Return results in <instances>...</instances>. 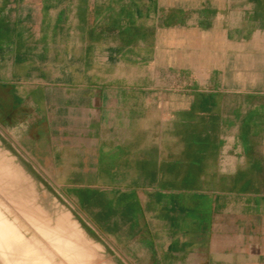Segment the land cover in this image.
Masks as SVG:
<instances>
[{"label": "crops", "instance_id": "1", "mask_svg": "<svg viewBox=\"0 0 264 264\" xmlns=\"http://www.w3.org/2000/svg\"><path fill=\"white\" fill-rule=\"evenodd\" d=\"M0 186L96 264H264V0H0Z\"/></svg>", "mask_w": 264, "mask_h": 264}, {"label": "bare ground", "instance_id": "2", "mask_svg": "<svg viewBox=\"0 0 264 264\" xmlns=\"http://www.w3.org/2000/svg\"><path fill=\"white\" fill-rule=\"evenodd\" d=\"M23 213L47 245H43L39 238L27 237L0 208L1 264H88L92 262L93 253L83 248L65 227H54L46 222L41 214L27 211ZM56 256H59L61 261H58Z\"/></svg>", "mask_w": 264, "mask_h": 264}, {"label": "rangeland", "instance_id": "3", "mask_svg": "<svg viewBox=\"0 0 264 264\" xmlns=\"http://www.w3.org/2000/svg\"><path fill=\"white\" fill-rule=\"evenodd\" d=\"M0 188L5 189L6 187L0 186ZM11 196H12L11 193H7L6 191H2V192L0 191V208H2V211H4V214L6 213L5 214L6 217H8L11 221H14L27 237L33 236V237L39 238L43 245H47V243L41 239L39 234L34 230L32 225L28 222L29 220L27 219V217L26 216L24 217V213H23V211H27L31 213L34 212L35 214H39V212L21 207V203L17 200H13L12 199L13 197ZM56 259L58 261H61V259H59V256L58 257L56 256ZM101 259L102 257L96 254L95 255L93 254V260L92 262L88 264H96L97 262H100ZM109 263L112 264L111 262ZM64 264H67V263H64Z\"/></svg>", "mask_w": 264, "mask_h": 264}]
</instances>
